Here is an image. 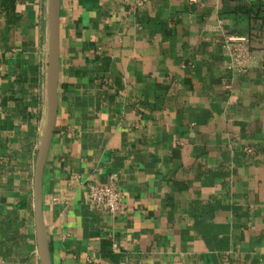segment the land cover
I'll return each instance as SVG.
<instances>
[{"label":"crops","instance_id":"0c3cea01","mask_svg":"<svg viewBox=\"0 0 264 264\" xmlns=\"http://www.w3.org/2000/svg\"><path fill=\"white\" fill-rule=\"evenodd\" d=\"M60 0L42 175L52 264H264V0ZM47 0H0V256L40 264ZM254 56L227 68L220 39ZM83 183H113L94 208ZM60 200L53 203L52 198Z\"/></svg>","mask_w":264,"mask_h":264},{"label":"water","instance_id":"95a60500","mask_svg":"<svg viewBox=\"0 0 264 264\" xmlns=\"http://www.w3.org/2000/svg\"><path fill=\"white\" fill-rule=\"evenodd\" d=\"M59 1L47 0V59L45 73L46 118L37 149L33 174V206L35 238L40 264H52L42 209V175L51 139L54 133L59 78Z\"/></svg>","mask_w":264,"mask_h":264},{"label":"built area","instance_id":"2783aa9c","mask_svg":"<svg viewBox=\"0 0 264 264\" xmlns=\"http://www.w3.org/2000/svg\"><path fill=\"white\" fill-rule=\"evenodd\" d=\"M145 0H136V5H141ZM222 48V54L227 58V68L234 71H241L250 65V61L254 56L252 50L253 42L248 35L224 34L219 40ZM1 71V67H0ZM85 185L87 196L91 205L96 209H103L109 213H115L122 204L120 193L115 189L113 183L95 184L83 183ZM60 199L52 198L53 203H57ZM0 264L5 261L0 256Z\"/></svg>","mask_w":264,"mask_h":264}]
</instances>
